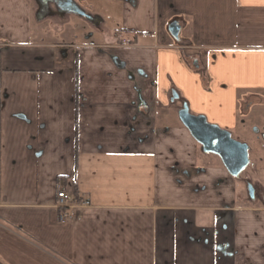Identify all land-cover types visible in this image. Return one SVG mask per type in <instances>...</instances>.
<instances>
[{
    "label": "crops",
    "instance_id": "0c3cea01",
    "mask_svg": "<svg viewBox=\"0 0 264 264\" xmlns=\"http://www.w3.org/2000/svg\"><path fill=\"white\" fill-rule=\"evenodd\" d=\"M67 1L99 28L46 18L96 34L52 43L0 0V264H264V202L198 167L170 99L232 131L264 105V0ZM61 186L90 201L65 223Z\"/></svg>",
    "mask_w": 264,
    "mask_h": 264
},
{
    "label": "rangeland",
    "instance_id": "374dc122",
    "mask_svg": "<svg viewBox=\"0 0 264 264\" xmlns=\"http://www.w3.org/2000/svg\"><path fill=\"white\" fill-rule=\"evenodd\" d=\"M89 11L93 13L94 10L90 9ZM54 20L56 21L58 19L46 18L43 22H37V18L34 16L32 23L34 27L39 26L43 30H48L49 32H46L47 35L45 36L52 43L63 42V40H66L67 43L85 40L86 37L90 36L92 31V34L95 32V30L91 29L87 21L74 14H71L69 20L66 22L56 21L59 24H56L55 27L53 26ZM110 26V23L104 25L105 28L109 27L111 29ZM78 36L79 38H75ZM242 108L245 111V105H242ZM229 131L234 138L247 143L250 147V165L240 174L239 178L231 177L235 182L239 183V181H243L240 186H242L243 192H246L244 200L247 203L249 201L246 190L247 182L252 183L253 186L257 185L264 188V105L255 104L245 115H241L240 113L237 129ZM198 158V167L201 169L221 167L226 170L221 159L214 154L208 155L200 150L198 151Z\"/></svg>",
    "mask_w": 264,
    "mask_h": 264
},
{
    "label": "water",
    "instance_id": "95a60500",
    "mask_svg": "<svg viewBox=\"0 0 264 264\" xmlns=\"http://www.w3.org/2000/svg\"><path fill=\"white\" fill-rule=\"evenodd\" d=\"M36 1L38 3V10L36 13V18L38 20L60 14L57 9L51 6L54 0ZM73 12L78 16L88 19L94 26H100L102 23V18L100 16L90 15L79 6H76ZM181 28L178 19L168 24V31L177 41L180 40ZM172 95V101L179 98V94L176 90H172ZM178 116L183 125L190 131L193 138L201 145V151L205 154L217 155L232 177L238 178L248 167L250 163L249 145L234 138L228 129L210 123L206 116L202 114H193L190 111L188 103L183 104V107L178 111ZM247 189L250 197L254 199L255 189L252 183L247 185Z\"/></svg>",
    "mask_w": 264,
    "mask_h": 264
},
{
    "label": "built area",
    "instance_id": "2783aa9c",
    "mask_svg": "<svg viewBox=\"0 0 264 264\" xmlns=\"http://www.w3.org/2000/svg\"><path fill=\"white\" fill-rule=\"evenodd\" d=\"M88 205H90V201L87 198H80L63 186L57 191L56 206L62 210L59 216V221L61 223H65L70 219L72 216L71 212L74 208Z\"/></svg>",
    "mask_w": 264,
    "mask_h": 264
},
{
    "label": "flooded vegetation",
    "instance_id": "af4514ba",
    "mask_svg": "<svg viewBox=\"0 0 264 264\" xmlns=\"http://www.w3.org/2000/svg\"><path fill=\"white\" fill-rule=\"evenodd\" d=\"M51 6L52 8L54 9H57L59 11V13H64V12H68L70 10H73L76 5L75 4H72L71 2H68L67 0H54L52 3H51ZM194 65L199 67V63L197 61L194 62ZM173 97V95L171 94V97L170 99ZM172 101V100H171ZM181 102V107L179 108V110L183 107V104L186 103L185 101H183L181 99V97L179 96L178 99H176L175 101H172L173 103H176V102ZM252 104V100H249L245 105H246V108L250 109V107H252L253 105ZM233 136V135H232ZM264 136V134H263ZM199 144V143H198ZM199 148L201 150V145L199 144ZM217 156V155H216ZM251 163V162H250ZM249 163V165H250ZM248 165V166H249ZM228 172V171H227ZM230 175V174H229ZM230 177H232L230 175ZM234 178V177H233ZM239 178V177H238ZM250 182H247V185L249 184ZM247 187V186H246ZM254 199H252L249 195V192H248V189L247 190V197L250 201H256V200H259V201H263L264 202V188L263 187H259L257 185L254 186Z\"/></svg>",
    "mask_w": 264,
    "mask_h": 264
},
{
    "label": "trees",
    "instance_id": "16d2710c",
    "mask_svg": "<svg viewBox=\"0 0 264 264\" xmlns=\"http://www.w3.org/2000/svg\"><path fill=\"white\" fill-rule=\"evenodd\" d=\"M249 100H252V104H251V105H253V104L255 103V102H254L255 99H253V98L250 96V97L246 98L245 101L240 102V103L238 104V107L240 108V113H241L242 115H245V114L249 111V109L246 108V105H245ZM242 105H245V108H246L245 111H243Z\"/></svg>",
    "mask_w": 264,
    "mask_h": 264
}]
</instances>
